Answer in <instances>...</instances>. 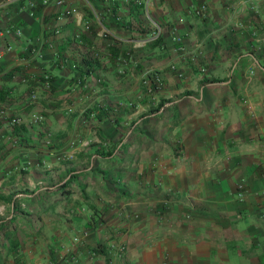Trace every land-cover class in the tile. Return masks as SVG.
<instances>
[{"label":"crops","instance_id":"crops-1","mask_svg":"<svg viewBox=\"0 0 264 264\" xmlns=\"http://www.w3.org/2000/svg\"><path fill=\"white\" fill-rule=\"evenodd\" d=\"M42 1L0 6V112L19 120L0 123V187L14 164L87 167L0 205V264H264V0Z\"/></svg>","mask_w":264,"mask_h":264},{"label":"rangeland","instance_id":"rangeland-1","mask_svg":"<svg viewBox=\"0 0 264 264\" xmlns=\"http://www.w3.org/2000/svg\"><path fill=\"white\" fill-rule=\"evenodd\" d=\"M72 157V156H71ZM71 157L67 155L59 154L55 157V162L50 163L49 161H35L33 164L31 162H26L21 165L14 164L9 166V174H16L21 177L22 180H25L22 185H20V180H13V186L7 187L5 190L0 187V205H32V203L24 198L20 201L21 197H15L17 194L29 195L33 191V187L37 188L38 186L42 187L43 183L48 185V187L56 189L65 176L74 169H84L87 167L84 163H77L72 160ZM9 165V164H8ZM32 174L34 177L29 178L28 181L27 175ZM21 180V181H22ZM15 182V183H14ZM3 190V191H2ZM57 191V190H55ZM60 191V190H59ZM7 192V194L3 193ZM62 194V193H61ZM67 196V195H66ZM64 197V198H63ZM54 195L52 197L53 205H83L79 199V195L76 192H72L70 197H65V195ZM46 201L43 205H47L49 202L46 198L43 197ZM42 200V199H41ZM28 201V202H27ZM19 202V203H18ZM42 205V204H40ZM1 209V207H0ZM2 210H0V214ZM63 213H66L63 211Z\"/></svg>","mask_w":264,"mask_h":264},{"label":"built area","instance_id":"built-area-1","mask_svg":"<svg viewBox=\"0 0 264 264\" xmlns=\"http://www.w3.org/2000/svg\"><path fill=\"white\" fill-rule=\"evenodd\" d=\"M15 0H3L0 3L1 7H5L8 5H11L14 3ZM64 0H43L41 2V4H52L54 6H61L63 4ZM148 1L149 0H142V3L140 4L142 6V8L145 10L147 5H148ZM33 5H30L29 9L32 8ZM205 11V7L203 5H200L196 11L195 14L196 15H202ZM29 15H32V11H29ZM80 21V18H79ZM84 29H87V26L84 25L83 26ZM55 34H57V30L54 31ZM3 34L7 35L9 34V29H6L5 31H0V37L3 36ZM104 34V32H100L99 36H102ZM160 36V28L158 26H153L152 27V31L149 34H146L145 36L139 37V38H135L129 41V45L132 49H141L143 47H145L146 45L152 44L154 42H156L158 40ZM5 52L9 51V47L6 46L4 49ZM40 57V52L38 50H33L30 55H29V60H34L35 58ZM0 59H1V53H0ZM171 70L174 69V67H170ZM141 84L143 86V88L146 90V92L148 94L152 93L153 91H155L156 89H158L159 87V81L157 79V76L154 73L151 72H146L143 74V78L141 79ZM42 87L44 89H48L50 87V82L48 81V77L47 76H43L42 77ZM35 97L34 93H31L29 96L30 100H33ZM30 119L33 123L36 124H40L42 122V118L39 115H31ZM7 123V126L9 127H13L15 125H17V123L19 122V120L17 118H13L11 117L9 114L7 113H3L2 111L0 112V123L4 122ZM241 187H238V190H240ZM242 193L239 192L238 193V197H241ZM117 251L119 253H123L124 248L122 246H120L119 248H117Z\"/></svg>","mask_w":264,"mask_h":264},{"label":"trees","instance_id":"trees-1","mask_svg":"<svg viewBox=\"0 0 264 264\" xmlns=\"http://www.w3.org/2000/svg\"><path fill=\"white\" fill-rule=\"evenodd\" d=\"M263 69H264V66H263ZM68 183H69V182H64V183H62L61 185H59V186L56 188V190L59 191V190L65 189V188L67 187ZM64 193H66V195H68V194H69V191L64 192Z\"/></svg>","mask_w":264,"mask_h":264}]
</instances>
